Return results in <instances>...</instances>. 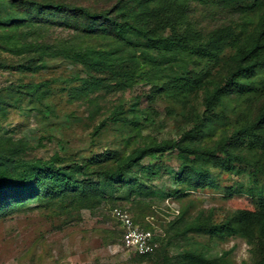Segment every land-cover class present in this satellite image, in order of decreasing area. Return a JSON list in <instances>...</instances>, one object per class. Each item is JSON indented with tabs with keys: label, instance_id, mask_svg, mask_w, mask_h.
Masks as SVG:
<instances>
[{
	"label": "trees",
	"instance_id": "trees-1",
	"mask_svg": "<svg viewBox=\"0 0 264 264\" xmlns=\"http://www.w3.org/2000/svg\"><path fill=\"white\" fill-rule=\"evenodd\" d=\"M196 2L236 5L243 11L242 22L204 32L191 18ZM55 28L68 29L73 38L47 40ZM94 39L104 42H87ZM2 53L16 56L17 62L9 63ZM56 57L83 67L86 75L76 74L77 84L68 86V94L88 104L91 112L99 111L107 93L145 80L152 83L148 99L170 96L179 107L170 106L168 112L180 108L186 127L179 139L150 140L128 153L109 148L78 158L59 153L29 156L22 141L0 136V215L32 203L78 213L94 210L117 200L120 192L145 187L139 182L143 171L149 178L160 174L159 164L144 166V159L176 151L181 166L171 196L219 188L220 173L245 174L236 164L251 168L248 192L256 198V208L238 209L211 226L210 233L245 238L259 257L255 264H264V186L258 185L264 176V0H118L110 7L66 0H0V68L36 74L47 59ZM50 83L12 82L0 90V108L27 97L38 103L37 109L52 110ZM257 101L261 104L254 111ZM229 109L237 117L232 126L226 123ZM141 117L130 119L123 104H117L94 135L109 122L122 128L131 124L138 135ZM143 118L148 121L150 115ZM109 184L117 194L107 193ZM242 184L238 181L228 193ZM156 252L137 255L148 258ZM183 257L184 264L215 263L199 251Z\"/></svg>",
	"mask_w": 264,
	"mask_h": 264
},
{
	"label": "rangeland",
	"instance_id": "rangeland-1",
	"mask_svg": "<svg viewBox=\"0 0 264 264\" xmlns=\"http://www.w3.org/2000/svg\"><path fill=\"white\" fill-rule=\"evenodd\" d=\"M79 4L110 7L118 0H66ZM191 18L195 26L204 32L225 24L242 22L243 11L236 5L224 3L193 4ZM68 29L50 30L47 40L66 42L72 39ZM89 44L101 46L103 40H88ZM9 63L18 58L2 53ZM76 74L85 76L83 67L64 57L50 58L46 66L36 74H21L0 68V90L10 83L50 81L47 99L52 110L37 109L38 103L27 97L0 108V136L22 141L29 156L50 157L55 153L70 157L92 156L105 149L132 152L150 140L179 139L181 128L187 120L181 110L174 109L172 98L157 96L154 102L147 97L152 83L139 80L133 87L107 93L99 111L91 112L88 104L72 100L68 86L77 84ZM263 101V100H261ZM256 102L252 109H257ZM122 103L126 114L150 115V120L141 117L140 134L130 124L109 122L101 133L94 130L114 108ZM203 110V109H201ZM255 111V110H254ZM236 115L229 109L226 123L232 126ZM220 138L219 135L215 139ZM159 164L160 174L155 177L139 176L146 185L132 193L105 186L108 194H117V200L103 203L94 210L53 209L32 203L20 209H11L0 215V264H184L183 254L188 251L202 252L213 264H255L259 257L253 245L245 238L210 233V227L224 222L238 209H255L256 198L248 192L251 168L236 164L245 174L223 173L219 175V188L190 189L184 195L169 193L178 186L175 176L181 166L176 151H168L162 158L147 157L144 166ZM158 166V165H157ZM242 181L238 190L229 192L232 185ZM139 183H136L138 186ZM253 185V184H252ZM264 186V176L259 177ZM127 214L135 226L151 233L155 240V254L139 257L123 242V226L117 211ZM180 220L172 224L175 220ZM196 224L200 228H194ZM190 230L187 231V228ZM148 253V254H150Z\"/></svg>",
	"mask_w": 264,
	"mask_h": 264
},
{
	"label": "built area",
	"instance_id": "built-area-1",
	"mask_svg": "<svg viewBox=\"0 0 264 264\" xmlns=\"http://www.w3.org/2000/svg\"><path fill=\"white\" fill-rule=\"evenodd\" d=\"M117 215L120 216L123 226V242L129 249L136 251L139 254L145 255L155 250V241L151 238V233L145 232L139 227L135 226L134 222L128 217L127 214H123L121 211H117Z\"/></svg>",
	"mask_w": 264,
	"mask_h": 264
}]
</instances>
